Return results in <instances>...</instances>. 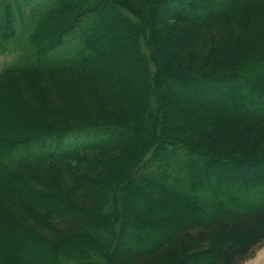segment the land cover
<instances>
[{
  "label": "trees",
  "instance_id": "1",
  "mask_svg": "<svg viewBox=\"0 0 264 264\" xmlns=\"http://www.w3.org/2000/svg\"><path fill=\"white\" fill-rule=\"evenodd\" d=\"M169 1L0 0V118L51 128L0 134V264H32L30 250L56 264H240L264 245V178L231 193V212L202 178L264 161V0ZM228 16L239 36L195 52ZM60 17L57 39L43 33ZM157 188L190 213L162 225Z\"/></svg>",
  "mask_w": 264,
  "mask_h": 264
},
{
  "label": "rangeland",
  "instance_id": "2",
  "mask_svg": "<svg viewBox=\"0 0 264 264\" xmlns=\"http://www.w3.org/2000/svg\"><path fill=\"white\" fill-rule=\"evenodd\" d=\"M178 1H177V4L172 3L171 1L165 3V9L168 7H172V9H174L175 7H178L179 5H181L183 8L186 7L184 5V3L182 2V0L179 2ZM195 1H199V0H195ZM179 8H180V6H179ZM163 9H164V7H163ZM3 10L5 11V8H3ZM3 10L2 9L0 10V14H3L2 16H4V18H5V17H7V13L4 12ZM192 11H194V10H192ZM2 16L0 15V17H2ZM63 21L64 20L61 17L55 18L53 21L54 24L51 27L47 26L43 30V33L48 29L49 30L54 29V31H53L54 38L57 39V37H56L57 35L55 33V26L56 25L61 26L62 25L61 23H63ZM175 22H170L169 25H171L172 27H175V28L182 29V30L185 28L184 25H178ZM111 23L116 28L121 27V29H119V33L115 34V41H117V42L122 41L123 42V36L121 35V33H122V28L124 27V25L116 19H113V21ZM237 25H238V20L234 16H228L221 21L218 20V21L211 22V30L208 33H204L203 35H201L200 37H198L194 40L192 45H193L195 52L205 54L211 48L226 46L225 45V44H227L226 41H229V40L233 39L234 37L239 36V34H237V33L240 32V30L238 29ZM49 44H52V43H49ZM123 50L125 53L128 54L130 51H132V48L130 46L125 45L123 47V49L119 50V53H121ZM6 60H7V57L0 55V66ZM121 61H122V58L117 56L115 58H111V59L106 60V64L102 65V66H103V68H108L109 67L108 64H109L110 68H111L114 66L121 65ZM122 65H125V64L122 63ZM259 70L264 71V65H261ZM15 76H13V78ZM33 76H31V77H33ZM13 78L9 79V83H12L14 80H15V82H17L16 81L17 77L14 79ZM213 81H215V80H213ZM213 81L207 83L206 87H208V84L213 83ZM221 87L224 90L226 89V91H229V92H231V91L233 92L235 90V87L231 86V84H223L222 83ZM200 91L205 92L203 94L204 97L206 95H208L209 97L212 96L211 94H208L206 92V90L200 89ZM233 93L236 94L235 91ZM188 94L192 95L194 93H187L186 92V93H184L185 96H183V97L186 100H190V101L194 100L193 99L194 97H191ZM226 96H227V98H229V100L234 99V96L231 94H227ZM200 98L201 97L199 95H197L195 99L200 101ZM236 102L237 101L235 99V101H233V103H236ZM223 104H225V103L223 102ZM245 108L246 109H244V110L248 111L247 106H245ZM16 111L19 112V110H16ZM19 116H25V114H22ZM27 119L23 120L22 118H19L17 120V122L11 123V122H8V120H6V118H3V119L0 118V134L3 135V137H5V138H11V137L18 136L19 134H25V133H30V134L35 133V132H40L42 134H43V132L48 133V131L51 129L50 127L48 129L44 127V129H43V126H39L40 124H33V123L29 124L30 122ZM257 127L258 128L256 131H260L264 128V127H262V124H259ZM211 172L215 173V175L211 174ZM211 172L208 173L207 175L205 174V176H203L202 178H205L204 180H205V182H207L208 187L211 188V190L216 189V190L220 191L219 194H222L220 197L227 199V196H228L230 198L227 203H229V204L231 203V205H229L226 210H228L229 212L234 211V210H237V211L241 210L242 211L243 210V208H242L243 203L239 202L236 199L234 202V197H232V194H234V192L237 193L239 188H241V187L256 186L257 184H262V178H264V161L263 162H260V161L256 162L247 171H243L241 169V170H238L236 172H232V171H230V169H227L226 166L216 165L212 168ZM241 176L242 177L249 176L251 178V182L249 184L242 183L241 181H239ZM211 177H212V179L213 178L217 179L216 182L213 183L211 181ZM226 185H227V187H226ZM246 185H248V186H246ZM204 187L207 190H209V188H207L206 184ZM162 193H163L162 190L157 188L156 190L153 191V193L151 195L152 201L156 202V204H158V205H162L160 207V211L157 212L155 210V212H153V215L155 216V218L157 220L159 219L162 222V225H164V223H166L167 219H176L178 215H183V214L188 215L190 213L191 206H189V205L188 206H177V205H175V201L173 200V197H170V196L168 198L163 197ZM233 196H236V195L234 194ZM233 202H234V204H233ZM174 207L176 208V210L173 211ZM164 211L165 212L170 211L171 213H169V215L165 217L166 213ZM169 216H170V218H168ZM76 247H77V249H75V250L83 251V248L85 246L83 243L80 245H78V243H77ZM66 249L72 250V248H70V246L68 248L64 245H61L60 250H66ZM30 253L31 254L29 255V257H31L32 264H56V263H54L55 259L53 258V252L52 251L49 253L48 252L47 253L46 252L39 253L37 251L31 252V250H30ZM240 264H264V245L261 246L258 250H256V252L249 259L245 260L244 262H242Z\"/></svg>",
  "mask_w": 264,
  "mask_h": 264
},
{
  "label": "bare ground",
  "instance_id": "3",
  "mask_svg": "<svg viewBox=\"0 0 264 264\" xmlns=\"http://www.w3.org/2000/svg\"><path fill=\"white\" fill-rule=\"evenodd\" d=\"M62 25L61 26H59V25H56L55 26V33H61L62 31H63V28H64V24L65 23H61ZM63 27V28H62ZM53 31H54V29H53ZM53 34V33H52ZM217 84H212V83H210V84H208V89L211 91V90H213V89H215L216 87H219L221 84H220V82H216ZM228 82H223V84H227ZM31 122H32V120H31ZM32 123H34V122H32ZM35 124V123H34Z\"/></svg>",
  "mask_w": 264,
  "mask_h": 264
}]
</instances>
